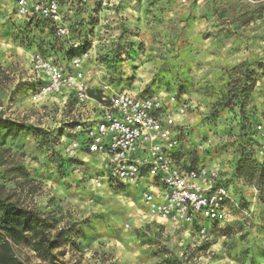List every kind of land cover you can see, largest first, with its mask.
<instances>
[{
	"label": "rangeland",
	"instance_id": "1",
	"mask_svg": "<svg viewBox=\"0 0 264 264\" xmlns=\"http://www.w3.org/2000/svg\"><path fill=\"white\" fill-rule=\"evenodd\" d=\"M59 3L71 12L78 48L45 21H20L13 0H0V120L26 125L16 137L0 126V197L38 211L55 240L54 260L38 256L30 233L14 254L23 264H264V164L253 129L264 120V0ZM37 53L60 65L87 55L82 68L96 93L106 84L111 92L175 97L163 114L177 124V159L219 169L227 222L202 236L195 226L151 217L145 185L96 187L98 163L61 153L96 110L72 95L42 94Z\"/></svg>",
	"mask_w": 264,
	"mask_h": 264
},
{
	"label": "built area",
	"instance_id": "2",
	"mask_svg": "<svg viewBox=\"0 0 264 264\" xmlns=\"http://www.w3.org/2000/svg\"><path fill=\"white\" fill-rule=\"evenodd\" d=\"M13 4L20 21H45L58 38L73 48L81 45V39L71 37L69 13L59 0H13ZM86 56L72 57L67 65L39 53L32 57L33 69L42 76V94L72 95L78 104L91 102V112L97 113L95 121L61 145L62 155L85 156L98 163L95 169L100 174L92 178L96 187L145 185L143 199L150 213L162 220L195 226L202 236L211 226L227 222L228 195L219 169L186 168L177 159V124L172 115L163 114L165 105L170 113L171 106L176 107V98L136 97L126 91L111 92L106 84L98 98L90 97L82 68ZM174 110L183 112L182 107ZM253 129L264 164V120L255 122Z\"/></svg>",
	"mask_w": 264,
	"mask_h": 264
},
{
	"label": "trees",
	"instance_id": "3",
	"mask_svg": "<svg viewBox=\"0 0 264 264\" xmlns=\"http://www.w3.org/2000/svg\"><path fill=\"white\" fill-rule=\"evenodd\" d=\"M243 87V84L238 89ZM90 97H99L93 91L88 90ZM227 100L217 103V109L228 107ZM0 126L6 131L9 137H16L26 129L24 123L0 120ZM264 176V169L261 172ZM50 226L47 219L38 211L23 207L6 197H0V264H23L14 254L13 246L20 245L27 239V233L33 240V250L37 252L40 258H51L54 255L51 250L55 247L54 237L49 234Z\"/></svg>",
	"mask_w": 264,
	"mask_h": 264
},
{
	"label": "crops",
	"instance_id": "4",
	"mask_svg": "<svg viewBox=\"0 0 264 264\" xmlns=\"http://www.w3.org/2000/svg\"><path fill=\"white\" fill-rule=\"evenodd\" d=\"M212 6V5H211ZM67 12V11H66ZM197 12L199 13V10H197ZM68 13L69 14H71V12L70 11H68ZM70 16V15H69ZM214 24V23H213ZM226 54V53H225ZM227 61V60H226ZM93 86V85H92ZM99 86H97V90H98V93H96V92H94V94L96 95H99L100 96V92H99ZM129 93V92H128ZM131 94V93H130ZM132 96H136V97H138V95L137 94H131ZM98 98V97H97ZM151 189H153V190H156V188L155 187H153V188H151ZM151 217H154L153 215H150ZM155 218H157V217H155Z\"/></svg>",
	"mask_w": 264,
	"mask_h": 264
},
{
	"label": "bare ground",
	"instance_id": "5",
	"mask_svg": "<svg viewBox=\"0 0 264 264\" xmlns=\"http://www.w3.org/2000/svg\"><path fill=\"white\" fill-rule=\"evenodd\" d=\"M150 215H152L151 213H150ZM154 217H157L156 215H153ZM157 218H159V217H157Z\"/></svg>",
	"mask_w": 264,
	"mask_h": 264
}]
</instances>
